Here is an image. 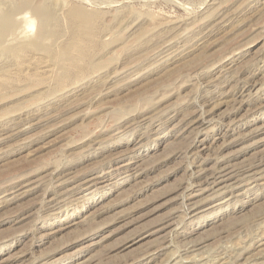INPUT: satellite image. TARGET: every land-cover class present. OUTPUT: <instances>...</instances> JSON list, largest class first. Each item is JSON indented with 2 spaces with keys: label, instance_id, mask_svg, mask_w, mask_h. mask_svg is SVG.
<instances>
[{
  "label": "rangeland",
  "instance_id": "obj_1",
  "mask_svg": "<svg viewBox=\"0 0 264 264\" xmlns=\"http://www.w3.org/2000/svg\"><path fill=\"white\" fill-rule=\"evenodd\" d=\"M60 1L0 54V264H264V177L205 183L264 174V0Z\"/></svg>",
  "mask_w": 264,
  "mask_h": 264
},
{
  "label": "bare ground",
  "instance_id": "obj_2",
  "mask_svg": "<svg viewBox=\"0 0 264 264\" xmlns=\"http://www.w3.org/2000/svg\"><path fill=\"white\" fill-rule=\"evenodd\" d=\"M11 3L12 0H10ZM55 1V0H54ZM53 1V2H54ZM60 1V0H58ZM62 1V0H61ZM60 1V3H61ZM19 2V1H18ZM52 0H39V2H33L30 0L25 1V5L23 6V10H18L15 7L5 13H0V54L3 55V61H4V55L11 57V60L18 57L20 51H24L26 48H36V49H44V40L49 37L54 31V27L57 26V15L55 12V9L52 5ZM4 3V2H3ZM8 5H12V4ZM56 3V2H55ZM1 4V3H0ZM7 5V3H5ZM15 4V3H14ZM13 4V5H14ZM5 6V5H4ZM16 6V5H15ZM20 6V5H18ZM2 7V6H1ZM0 7V8H1ZM11 7V6H9ZM8 8V6H7ZM5 7V10L7 9ZM10 9V8H9ZM3 10V7H2ZM4 11V10H3ZM120 12V11H119ZM26 13H31V15L36 19L37 22V30L35 31V34L33 35L30 40L26 39L28 29L34 26V23L32 20L27 18ZM80 13V12H79ZM216 15V14H215ZM213 16V15H212ZM219 16V15H218ZM71 17L75 20H78L79 14L76 12L71 13ZM212 18H215L213 16ZM80 19V18H79ZM93 21V20H92ZM74 23V22H73ZM91 20L86 19L84 22L85 29L91 28ZM25 25V26H24ZM81 25V24H79ZM31 31V30H30ZM29 31V32H30ZM31 34V33H30ZM52 36V35H51ZM75 46V45H74ZM54 47V46H53ZM56 48V47H55ZM50 49V47L48 48ZM52 50V49H51ZM21 53H24V52ZM27 51V50H26ZM26 53V52H25ZM31 53V52H30ZM51 56V55H50ZM43 57V56H42ZM6 58V57H5ZM20 58V56H19ZM9 59V58H8ZM35 59V58H34ZM14 61V60H13ZM17 61V60H16ZM42 61V60H41ZM2 62V61H1ZM12 62V61H11ZM15 62V61H14ZM46 62V59H45ZM227 62V61H226ZM5 63V61H4ZM3 63V64H4ZM9 63V62H8ZM5 63V64H8ZM42 63V62H41ZM2 64V63H1ZM11 64V63H10ZM14 65V64H13ZM1 66V65H0ZM7 66V65H6ZM9 66V65H8ZM3 67V66H1ZM229 67V66H228ZM4 68V67H3ZM46 68V67H45ZM230 68V67H229ZM230 70V69H229ZM224 72V71H223ZM227 72V71H226ZM225 73V72H224ZM222 76V75H221ZM228 76V75H226ZM220 78V77H219ZM217 83V82H216ZM218 83H222L221 81ZM226 83V82H225ZM224 83V84H225ZM247 84V83H246ZM245 84V86H247ZM217 85V84H216ZM222 85V84H221ZM218 86V85H217ZM244 86V88H245ZM217 88V87H216ZM243 88V89H244ZM250 89V88H249ZM230 91V90H229ZM238 91V90H237ZM235 93V92H234ZM234 95V94H233ZM259 95V94H258ZM221 97V96H220ZM234 97V96H233ZM253 97V96H252ZM249 98V97H248ZM220 99V98H219ZM235 99V98H234ZM245 100V99H244ZM243 100V101H244ZM249 100V99H248ZM252 100V99H251ZM250 100V101H251ZM232 101V100H231ZM241 102V101H239ZM257 104V103H256ZM257 106V105H256ZM254 107V106H253ZM252 110V108H251ZM51 114V113H50ZM52 119V118H51ZM235 120V119H234ZM206 121V119H205ZM202 122V121H201ZM194 123V122H193ZM201 125V123H200ZM194 126V125H193ZM192 126V127H193ZM197 126V125H196ZM202 127V126H201ZM261 127V126H260ZM263 127V126H262ZM228 128V126H227ZM261 130V129H260ZM200 131V130H199ZM201 132V131H200ZM257 132V131H256ZM255 132V133H256ZM207 130L204 131V136L202 138L198 139V145H196V148L198 149V152L200 150L207 149L209 145V140L207 138ZM220 133L215 134V138H220ZM214 139V138H213ZM212 139V140H213ZM223 139V138H222ZM215 142V141H214ZM211 144V143H210ZM212 146V145H211ZM131 148V147H130ZM134 153V152H133ZM200 154V153H198ZM109 161V160H108ZM129 162V161H128ZM133 162V160H132ZM135 164V163H134ZM133 166V165H132ZM115 167V166H114ZM135 168V166H133ZM122 170H130L131 165L129 163L123 164L122 167H120ZM133 168V169H134ZM110 170V169H109ZM138 171V170H137ZM243 172H246V175L244 177H241L243 175L242 172H240L237 168L231 167V166H221L215 169V171L210 174L209 177H207L206 187L207 189H213L214 191L221 193L224 192V190H228V188H231V184L228 183V181L235 179V182L237 183V186L245 185L246 177L250 179V183H256L264 177L263 171L258 170L256 166H249V168L244 169ZM132 174V173H131ZM100 175V174H99ZM111 175V174H110ZM93 178V177H92ZM96 179H99L98 183L106 182L107 179L103 178L101 179L99 177H95V183ZM84 180V179H83ZM89 180V179H88ZM65 181V180H64ZM92 181V180H91ZM233 182V181H232ZM89 183V182H88ZM200 183V182H199ZM202 183V182H201ZM198 186V185H197ZM236 186V185H234ZM234 189V188H233ZM199 191V190H198ZM64 192V191H63ZM66 193V192H65ZM69 195V194H68ZM63 196V195H62ZM190 196V195H189ZM192 198V197H191ZM77 199V198H76ZM55 202V201H54ZM191 203V202H190ZM194 203V202H193ZM198 205L194 204L191 208L195 209ZM221 261V260H220ZM227 264V263H225Z\"/></svg>",
  "mask_w": 264,
  "mask_h": 264
}]
</instances>
